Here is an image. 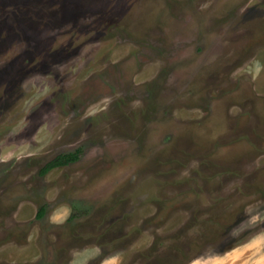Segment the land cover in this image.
Returning a JSON list of instances; mask_svg holds the SVG:
<instances>
[{
	"label": "rangeland",
	"instance_id": "rangeland-1",
	"mask_svg": "<svg viewBox=\"0 0 264 264\" xmlns=\"http://www.w3.org/2000/svg\"><path fill=\"white\" fill-rule=\"evenodd\" d=\"M106 256L264 264V0H0V264Z\"/></svg>",
	"mask_w": 264,
	"mask_h": 264
},
{
	"label": "trees",
	"instance_id": "trees-1",
	"mask_svg": "<svg viewBox=\"0 0 264 264\" xmlns=\"http://www.w3.org/2000/svg\"><path fill=\"white\" fill-rule=\"evenodd\" d=\"M80 158V149L74 151L62 152L56 155L53 159L48 161L41 169V173H46L54 167L70 164L77 161ZM46 212V205H42L37 213L38 217H42Z\"/></svg>",
	"mask_w": 264,
	"mask_h": 264
},
{
	"label": "crops",
	"instance_id": "crops-1",
	"mask_svg": "<svg viewBox=\"0 0 264 264\" xmlns=\"http://www.w3.org/2000/svg\"><path fill=\"white\" fill-rule=\"evenodd\" d=\"M114 257L106 256L98 264H112Z\"/></svg>",
	"mask_w": 264,
	"mask_h": 264
}]
</instances>
